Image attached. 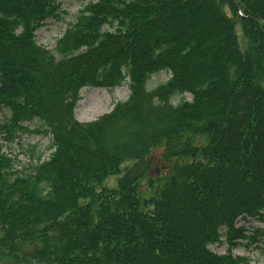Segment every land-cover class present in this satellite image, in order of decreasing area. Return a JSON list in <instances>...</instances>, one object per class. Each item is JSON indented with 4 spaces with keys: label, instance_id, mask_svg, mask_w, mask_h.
I'll return each mask as SVG.
<instances>
[{
    "label": "trees",
    "instance_id": "1",
    "mask_svg": "<svg viewBox=\"0 0 264 264\" xmlns=\"http://www.w3.org/2000/svg\"><path fill=\"white\" fill-rule=\"evenodd\" d=\"M59 8L0 0V138L51 136L20 170L0 145V264H250L209 246L264 241L236 227L264 224V0H97L49 51L34 33ZM124 84L75 120L80 90Z\"/></svg>",
    "mask_w": 264,
    "mask_h": 264
},
{
    "label": "rangeland",
    "instance_id": "2",
    "mask_svg": "<svg viewBox=\"0 0 264 264\" xmlns=\"http://www.w3.org/2000/svg\"><path fill=\"white\" fill-rule=\"evenodd\" d=\"M97 2V0H58L60 5L58 20H47L44 24L35 31L34 41L37 45L52 51L56 42L64 35L70 23H72L81 10L89 3ZM226 13L227 9H225ZM236 38L239 49L245 51L246 39L243 36L240 26L237 24L235 27ZM169 78L168 73L161 72L158 75L152 76L148 83V88H155L156 86L165 83ZM127 81V80H126ZM129 87L127 84L119 88L107 91L98 88H83L80 90L79 100L74 110L75 120L79 123H90L101 116L109 113L113 105L117 102L124 101L128 98ZM190 100V96H186ZM40 126L38 123L33 122L29 124V128L33 129ZM197 143H202L203 138H196ZM51 143V136L43 135L40 133L29 132L22 134L18 139L13 142H6L0 138V145L2 152L9 157H12L15 169L20 170V167L26 168L29 162L35 160L36 157L42 153L41 161L49 158L51 151L48 147ZM162 149H155L150 152L149 159L153 164L159 163L160 154ZM131 162H125L120 166V172L116 175H110L103 181V187L116 188L117 180L122 176L123 169L130 167ZM159 166L153 167L149 174L140 180V188L146 189L149 178L155 180L156 175L161 173ZM237 228H244L246 235L251 236L253 230L264 231V224L257 221H243L239 220L236 223ZM259 239V238H258ZM222 243L213 245L210 250L217 255H227L234 257H243L248 259L250 264H264V241L260 238L258 242L249 243V241L239 242L240 246L232 249L228 248L224 238L221 239ZM263 241V242H260ZM247 244L249 247L244 248L242 245Z\"/></svg>",
    "mask_w": 264,
    "mask_h": 264
}]
</instances>
